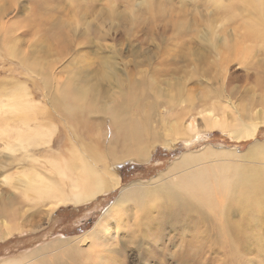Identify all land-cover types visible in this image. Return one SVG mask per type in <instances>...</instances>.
Here are the masks:
<instances>
[{"label": "rangeland", "instance_id": "1", "mask_svg": "<svg viewBox=\"0 0 264 264\" xmlns=\"http://www.w3.org/2000/svg\"><path fill=\"white\" fill-rule=\"evenodd\" d=\"M256 14L252 0H0V128L25 129L8 114L12 96L24 91L43 113L28 126L41 125L53 132L50 148L39 143L30 147L27 154L7 152L4 147L8 141L0 137V215L4 207L18 201L22 217L11 226H25L24 230L0 241V264H37L48 257L54 258L51 264H264V215H259L264 214V193L259 195L256 209L249 215L237 212L242 204L230 199L236 211L234 217H228L239 223L235 237L217 234V230L215 235L210 233L213 235L210 238H206L207 232L198 234L194 230L198 225L192 224L188 216L181 215L174 206L172 211L176 218H163L164 228L155 222L151 233L142 235L138 244L122 229L116 234L121 223L112 220L107 232L99 236L102 243L94 246L96 240L73 243L79 247L73 260H57L55 251L40 253L57 241L82 239L125 189L143 186L139 190L148 193L153 190L154 184L149 185L152 181L158 182L156 186L163 183L167 188L168 183L183 180L182 176L202 167L177 169L175 165L185 156L205 151L236 153L238 158L207 157L206 166H238L242 177L251 171L263 174L264 162L243 158L250 147L264 144L263 123L258 124L255 136L240 141L220 130L199 131L205 127L203 116L208 113L229 122L236 117L233 113L236 110L248 117L261 119L264 116V83L257 77L261 71L251 66L257 65V60L264 64V55L257 54L259 52L244 55L231 47L236 44L244 48L242 34L255 22ZM259 40L258 45H263L264 40ZM197 56L204 58L203 63L194 61ZM176 58L182 61L172 68L179 71L173 77H157L159 80L150 85L152 69L160 71L156 67L158 62ZM82 77L92 81L87 89L82 87L86 83L78 84ZM115 79L121 83L115 84ZM70 81L74 87L72 93L86 89L89 94H96L93 103L90 96L87 98L91 108L78 107L74 112L78 120L59 102ZM145 82L147 84L142 85ZM135 84L130 92L128 89ZM146 86L153 87L149 91V102L154 110L155 106L157 108L151 133L157 127L163 134V122L174 125L179 121L186 126L191 118L196 120L197 132L192 139L182 136L176 142L164 144L165 137L158 135L153 146L150 139L141 145V149H149L142 154L149 156V161L143 157L130 158L118 165L121 185L117 189L91 203L62 206L50 216L45 213L44 203L21 200L4 181L7 176L16 178L33 168L44 173L43 169L55 156L66 157L74 149L85 151V147L92 144L89 135L96 132V127L99 138L105 131L111 136L109 115L113 108L128 105V117L143 118L148 113L142 111L145 101L133 100L129 93L138 94L139 88L146 89ZM191 92L199 97L210 95L197 101L192 110L177 100ZM185 112L187 114L181 116ZM103 151L108 153L106 148ZM29 158L37 163L33 164ZM161 187L163 185L158 186ZM182 188L183 184L174 185L173 191L179 195ZM124 194H130L126 205L133 206L134 190L128 189ZM253 200L241 207L250 205ZM150 203L151 197L143 199V206ZM155 204L160 205V210L156 212V208L151 207L149 215L158 218L170 206L160 204L159 200ZM214 206L216 211L211 207L203 208L210 218H215L224 208L221 201H216ZM128 222V219L124 221ZM199 224L201 231H205L206 225ZM212 225L216 223L211 219ZM231 239V247L223 244ZM198 245L200 252L196 249Z\"/></svg>", "mask_w": 264, "mask_h": 264}, {"label": "bare ground", "instance_id": "2", "mask_svg": "<svg viewBox=\"0 0 264 264\" xmlns=\"http://www.w3.org/2000/svg\"><path fill=\"white\" fill-rule=\"evenodd\" d=\"M252 3L255 6L257 14L253 16L255 22L248 26L244 34H242L244 48L242 49L241 46H236V44H233L231 47L236 50H241L244 52V55L246 53L251 55L256 52H259L257 53L259 55H264L262 54L264 53V44L258 45V43H261L259 39H262V41L264 40V2L252 0ZM246 43H249V45H246ZM231 60L232 59L228 58L229 62H231ZM247 60L249 61V59ZM181 61V58H176L170 60L163 59L160 63L158 62L156 67L159 68L160 71L153 70L154 68L152 69L149 84L153 85L156 80H159L157 77H173V74L177 73L179 69L172 68V65H176L177 62ZM194 61L203 63L204 58L197 56ZM256 64L257 65L253 63L251 66L261 71V73L258 72L257 77H262V80H264V71L262 70L264 64H261L260 60H257ZM259 77L258 81L264 83ZM82 82L86 83V85H82V87H86L87 89L92 81L88 77H82L78 80V84ZM119 83H121V80L115 79V84L119 85ZM145 84L147 83L145 82L142 85ZM136 85L137 84L132 85L128 90L131 92ZM143 87L139 88L140 90L138 94L135 92L133 95L129 93V98L139 100L140 102L145 101L144 103H146V106L144 104L142 105V111L148 113L143 118L135 120L131 116L128 117V114H130L128 105H121L117 109L113 108V111L109 115V130L111 136H107L109 131L108 133L105 131L106 135L102 133L99 138L98 128L96 127L94 129L96 132L92 136L89 135L92 144L85 147V151L74 149L70 155H67L66 157L55 156L47 163L48 166L43 169L44 173L38 172L36 168H33L29 172H21L16 178L7 176L4 181L8 182V185H10L12 190L16 192V195L21 196V200H24L25 202L35 201L44 203V207L47 209L45 213L47 216H50L62 206L68 204L83 205L91 203L99 196L108 194L117 189L118 186L121 185L118 165L130 158L137 159L138 157H143L149 161V156H142L143 152L146 153L149 149H141V145L146 144L150 139H152V146L154 142L158 140V135L165 137L164 144L176 142L181 139L182 136H188L192 139L197 132L195 125L196 120H190L191 118H188L189 120L186 122V126L181 125L179 121V123L175 122L174 125H172V123L167 124L163 122V126L161 127L163 129V134L157 131V127L154 129V133H151V129L153 130V123H155L156 115L154 114H157V108L155 106L154 110L153 104L149 102V91L153 87L146 86V89ZM73 88L72 82H67L66 89L61 93L59 102L63 105L66 112H69L78 120V114L74 112L78 110V107L81 109L91 108V102L89 99L87 101V98L90 96L93 103L96 94H89L86 92V89L84 92L75 94L72 93ZM231 91L234 93V90ZM209 95L210 94L199 97L191 92L185 96H180L177 100L186 103L188 106L192 107L193 110L197 101L206 99ZM172 100L173 99H170V101ZM137 105L140 106L141 103ZM108 111L109 110H107V112ZM150 111L153 112L149 113ZM233 113L236 117L232 122H229L226 118L221 120L211 113L204 115L203 122L205 123V127L199 128V131L204 130V128L205 131L208 132L220 130L229 135L233 140L240 141L247 139L250 136H255L258 124H264V116L261 117V119H258L257 117L241 115L239 110H236ZM8 114L11 119L15 120V122L25 126V129L22 131H16L10 127L0 128V137L8 141L4 147L7 152L12 154L25 152V154H27L30 147L36 146L39 143L47 145L50 148L53 132L41 125H37L34 128L28 126L31 122L37 121L43 113L38 105L34 104L27 98L24 91L16 92L12 96V99L9 102ZM186 114L187 113L185 112L181 116ZM178 119L182 120V117H178ZM1 135L6 136L9 139L3 138ZM105 148L108 149V153H105L104 151L102 152V149ZM110 149H112L111 152ZM212 155L217 159L239 157L236 153L231 154L227 151L221 153L205 151L199 155L185 156L179 164L175 165L177 169L184 171L195 166L202 167L182 176L183 180H176L168 183L167 188H165L163 183L160 184L163 185V187L158 188V186H160H156L158 182L152 180L149 185L154 184L155 186L153 185V190L148 193L139 190V188L143 186L128 188L134 190V195H131L133 201V206L131 207L126 205L130 194H124L126 190H128L125 189L121 192V196H119L114 204L106 210L105 214L97 222L94 229L85 234L82 239H75V241L60 240L51 247L44 248V251L40 253L46 254L48 251H55L54 253L56 254L54 256L57 260H73L75 259L76 252L79 248L73 246V243L78 242L83 244L88 240L97 241L92 244L93 246L102 243L99 236L107 232V225L112 220H116L118 224L121 223L119 224L116 234L120 233L121 231L119 230L122 229L138 244V241H141L142 235L145 236L148 233H151L155 222L158 227L163 226L164 228L165 223H163V218H176V215L172 211L174 206H177L179 211L182 212L181 215H187L192 224L195 223L198 225L197 227L194 224V230H196L198 234H204L207 232L205 236L206 238H210L213 236L210 235V233L214 234L215 230H217V234L225 233L231 237H235L238 232L237 225L239 223L238 220L235 219L237 222H233L229 218L230 216L234 217V210L236 211L234 208L236 205L230 204V199L235 203L242 204L238 206L239 208L237 209V212L239 211L240 214L243 213L249 215L255 211L256 207L254 206L259 200V195L264 193V172H262V175H258L257 172L251 171L247 176L242 177L241 168L238 166H206V158L210 156L212 157ZM243 158L264 162V144L258 143L250 147ZM29 160L33 164L37 163V161L31 158H29ZM97 164L102 167H99ZM178 184H183L182 192H177L179 195L175 194L173 191L174 185ZM213 193L216 194L212 195ZM147 196L151 197V203L143 206V199ZM253 198L254 200L250 205L241 207L249 203ZM157 200H159L160 204L167 203L170 205L160 218L155 217L156 215H149V209L151 207H155L157 210L156 212L160 210V205L155 204V201ZM216 201H221L224 204V208L215 218H210L204 213L203 208L211 207L215 209L214 203ZM18 205V201H12L10 207L7 206L3 208L1 212L2 222H0V241L12 237L14 234L25 229V226H11V224L16 223L17 220L22 217V208L18 209ZM39 214L40 213H38V215ZM259 215L263 216L264 214L260 213ZM127 219L129 222L124 223ZM211 219L217 226H211ZM201 222L206 225L205 231H201L199 228V223ZM223 244L231 247L233 239L229 242L225 240ZM191 248L192 246L189 245V250ZM196 249L200 252L199 245L196 246ZM229 254H232L231 250H229ZM52 260H54V258H44L37 264H51ZM16 263L11 262L6 264Z\"/></svg>", "mask_w": 264, "mask_h": 264}]
</instances>
